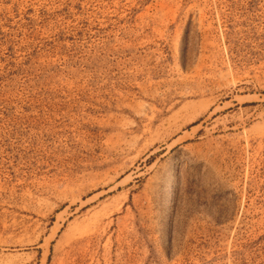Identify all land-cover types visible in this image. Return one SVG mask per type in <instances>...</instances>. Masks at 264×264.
I'll return each instance as SVG.
<instances>
[{
	"label": "rangeland",
	"instance_id": "obj_1",
	"mask_svg": "<svg viewBox=\"0 0 264 264\" xmlns=\"http://www.w3.org/2000/svg\"><path fill=\"white\" fill-rule=\"evenodd\" d=\"M0 263L264 264V0H0Z\"/></svg>",
	"mask_w": 264,
	"mask_h": 264
},
{
	"label": "bare ground",
	"instance_id": "obj_2",
	"mask_svg": "<svg viewBox=\"0 0 264 264\" xmlns=\"http://www.w3.org/2000/svg\"><path fill=\"white\" fill-rule=\"evenodd\" d=\"M7 257V256H6ZM10 257V256H9ZM5 263V262H4ZM0 264H2V263H0Z\"/></svg>",
	"mask_w": 264,
	"mask_h": 264
}]
</instances>
